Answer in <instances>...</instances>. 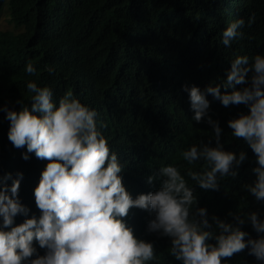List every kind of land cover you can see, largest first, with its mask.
<instances>
[{"label":"trees","instance_id":"obj_1","mask_svg":"<svg viewBox=\"0 0 264 264\" xmlns=\"http://www.w3.org/2000/svg\"><path fill=\"white\" fill-rule=\"evenodd\" d=\"M0 14L7 15L12 25L0 29V178L11 175L3 181L10 195L13 181L23 174L18 199L28 209L4 231L42 215L34 190L44 170L39 164L48 161L27 153L26 146L12 145L10 121L3 111L5 106L16 112L31 108L34 94L27 84L34 82L52 90L57 106L71 92L97 112V127L117 155L119 175L133 199L158 191L164 179L159 170L171 164L193 189L196 203L191 211L206 209L215 234L219 233L212 217L234 224L232 213L245 220L241 230L250 238L264 235L256 233L247 219L256 212L264 220V202L247 188L257 179V158L228 127L229 120L248 114L249 108L243 104L225 107L206 94L210 106L198 123L189 92L184 90L186 85L205 92L209 85H219L222 94L232 91L224 87L231 62L247 56L251 63L256 55H264V0H0ZM253 15L255 20L248 26ZM241 18L245 20L243 36L231 47L224 46L223 31ZM29 63L36 68L32 75L25 71ZM208 117L222 130V150L237 158L241 152L246 154V160L234 168L235 177L218 174V190L200 188L187 173L201 172L206 165L203 161L189 164L181 155L192 145L216 147ZM25 153L28 160L23 159ZM121 219L138 240L153 244L155 259L149 264H183L171 254V237L148 230L154 212L132 207ZM209 243L215 244V238ZM33 247L37 252L31 259L45 255L35 239ZM222 264L264 262L245 249Z\"/></svg>","mask_w":264,"mask_h":264},{"label":"clouds","instance_id":"obj_2","mask_svg":"<svg viewBox=\"0 0 264 264\" xmlns=\"http://www.w3.org/2000/svg\"><path fill=\"white\" fill-rule=\"evenodd\" d=\"M254 20V15L249 17L248 26ZM244 25L242 18L231 22L222 33L223 45L231 47L233 41L241 38ZM25 71L32 75L36 68L29 63ZM236 85L246 86L237 90ZM224 87L232 91L222 94L219 85H209L205 92L186 85L184 90L189 92L193 119L198 123L206 117L210 106L206 94L225 107L243 104L249 108L248 114L229 120L228 127L236 138L250 146L257 158V179L247 188L257 201L264 202V55H256L251 63L247 56L237 57L231 62ZM27 89L34 94L31 108L16 112L5 106L3 111L10 121L8 139L12 145L17 149L26 146L27 153L48 161L39 164L44 170L34 190L42 215L39 220L27 219L4 231L16 215H26L28 209L18 199L23 174L13 181L10 195L3 181L11 175L0 178V264H149L155 259L153 244L138 240L121 219L132 207L155 213L148 230L171 237V254L183 264H222L245 249L257 261L264 262V235L250 238L248 232L241 230L245 220L240 215L229 213L234 224L213 216L219 233L215 234L206 209L191 211L196 198L176 166L160 168L159 176L164 179L158 191L133 199L119 175L122 168L117 155L97 127V112L71 92L65 93L57 106L49 87L29 82ZM207 123L214 129L216 147L192 145L181 155L189 164L203 161L206 165L201 172L187 173L200 188L218 190V174L235 177L234 168L246 160V154L241 152L237 158L222 150L218 122L208 117ZM27 153L23 155L25 160L29 159ZM247 219L256 233L264 234V220L258 213H250ZM213 238L216 243H209ZM34 239L46 251L45 255L31 259L37 252Z\"/></svg>","mask_w":264,"mask_h":264},{"label":"rangeland","instance_id":"obj_3","mask_svg":"<svg viewBox=\"0 0 264 264\" xmlns=\"http://www.w3.org/2000/svg\"><path fill=\"white\" fill-rule=\"evenodd\" d=\"M12 25L8 22V16L5 14H0V29H11Z\"/></svg>","mask_w":264,"mask_h":264},{"label":"bare ground","instance_id":"obj_4","mask_svg":"<svg viewBox=\"0 0 264 264\" xmlns=\"http://www.w3.org/2000/svg\"><path fill=\"white\" fill-rule=\"evenodd\" d=\"M177 17V16H176ZM175 18V17H174Z\"/></svg>","mask_w":264,"mask_h":264}]
</instances>
